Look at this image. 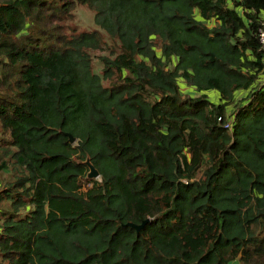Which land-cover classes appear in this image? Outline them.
Segmentation results:
<instances>
[{
	"label": "trees",
	"instance_id": "obj_1",
	"mask_svg": "<svg viewBox=\"0 0 264 264\" xmlns=\"http://www.w3.org/2000/svg\"><path fill=\"white\" fill-rule=\"evenodd\" d=\"M262 11L0 0V264H264Z\"/></svg>",
	"mask_w": 264,
	"mask_h": 264
},
{
	"label": "rangeland",
	"instance_id": "obj_2",
	"mask_svg": "<svg viewBox=\"0 0 264 264\" xmlns=\"http://www.w3.org/2000/svg\"><path fill=\"white\" fill-rule=\"evenodd\" d=\"M93 12L88 9L86 6L81 5L76 10V14L74 17L69 21V24L75 25L77 24L78 30L87 29L88 27L93 26ZM90 29V28H89ZM261 82L264 81V74L260 76ZM205 94L207 95L208 99L211 102L216 103L218 99L217 92L214 90L206 91ZM243 93H240L238 96L240 97ZM233 107H229V114L232 113ZM232 264H238V261L232 262Z\"/></svg>",
	"mask_w": 264,
	"mask_h": 264
},
{
	"label": "water",
	"instance_id": "obj_3",
	"mask_svg": "<svg viewBox=\"0 0 264 264\" xmlns=\"http://www.w3.org/2000/svg\"><path fill=\"white\" fill-rule=\"evenodd\" d=\"M64 135L67 136V142L70 144L75 143L76 138L69 132H63ZM87 168H88V172L86 174V177L88 179H96L99 177V171L98 169L94 166V164L91 162L89 157H86V159L83 162ZM148 221V219L143 220L141 223L139 224H133V223H129L130 226H132L133 228H135L137 231H139L141 228H143V226L145 225V223Z\"/></svg>",
	"mask_w": 264,
	"mask_h": 264
},
{
	"label": "built area",
	"instance_id": "obj_4",
	"mask_svg": "<svg viewBox=\"0 0 264 264\" xmlns=\"http://www.w3.org/2000/svg\"><path fill=\"white\" fill-rule=\"evenodd\" d=\"M257 35H258L259 42H260V44H261V48L264 49V25L261 26V27L258 29V33H257ZM219 119H220V118H219ZM231 121H232V119H228V120L226 121V123L224 124V127L230 129V126H231L230 122H231Z\"/></svg>",
	"mask_w": 264,
	"mask_h": 264
},
{
	"label": "crops",
	"instance_id": "obj_5",
	"mask_svg": "<svg viewBox=\"0 0 264 264\" xmlns=\"http://www.w3.org/2000/svg\"><path fill=\"white\" fill-rule=\"evenodd\" d=\"M260 17H261V19L264 20V11H262V12L260 13Z\"/></svg>",
	"mask_w": 264,
	"mask_h": 264
}]
</instances>
